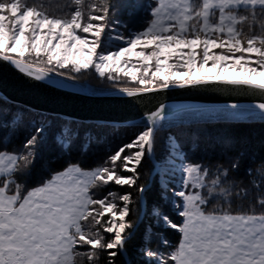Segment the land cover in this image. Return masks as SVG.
Returning a JSON list of instances; mask_svg holds the SVG:
<instances>
[{
	"label": "snow or ice",
	"instance_id": "1",
	"mask_svg": "<svg viewBox=\"0 0 264 264\" xmlns=\"http://www.w3.org/2000/svg\"><path fill=\"white\" fill-rule=\"evenodd\" d=\"M66 7L50 12L42 0H0V62L35 82L75 81L91 68L130 99L208 86L244 87L264 97V0H155L142 29L126 32L115 27L110 0H68ZM5 107L0 103V129L12 127L23 139L18 148H0V264H101L105 254L104 264H116L134 234L126 218L136 201L131 191L98 192L109 184L134 188L143 203L150 189L138 183L140 166L154 153L167 105L144 113L141 129L103 165L71 164L30 190L26 177L48 129L29 120L26 109ZM223 111L264 120V99L244 111L235 103ZM83 131L65 123L57 138L70 144ZM175 147L182 179L171 191L179 202L171 204L182 221L159 208L153 214L180 239L145 247L144 264H264V211H231V198L248 196L232 174L245 167L253 175L244 144L222 136L218 158L208 163L189 161ZM256 163L259 182L250 183L264 193V156ZM214 200L227 207L207 210ZM257 203L264 209V195Z\"/></svg>",
	"mask_w": 264,
	"mask_h": 264
},
{
	"label": "trees",
	"instance_id": "2",
	"mask_svg": "<svg viewBox=\"0 0 264 264\" xmlns=\"http://www.w3.org/2000/svg\"><path fill=\"white\" fill-rule=\"evenodd\" d=\"M41 2V0H36ZM50 12H59L61 8L68 10V0H42ZM113 8L110 12L113 22L125 21L133 29H142L148 19L147 8L154 5L155 0H110ZM259 26L257 25V28ZM27 59H32L28 57ZM38 66H44L40 64ZM77 82L85 85H92V90L100 92L115 91L114 85L106 78H99L92 70L81 72L77 75ZM122 84L127 86L128 79H122ZM0 103L6 104L5 111L10 108L24 110L31 113L29 120L33 123L45 124L47 131L44 139L37 148L36 159L26 177L25 188L30 190L46 182L57 171H62L71 164H79L85 169H93L104 164L107 157L115 148L129 140L136 131H139L143 124L138 125H112L98 122H83L76 119L65 118L60 115H52L34 110L28 106L12 102L0 95ZM181 112L175 113L168 118L167 122L157 134V142L154 149V157H146L140 166L141 178L138 183L145 184L150 191L147 193L143 203L134 188H119L109 184L106 188L100 189L98 196H102L108 190L119 192L131 191L133 200L129 216L126 218L134 225V234L126 245V251L116 257V264H144L145 257L141 255L145 247L152 249L160 248L161 238H167L169 243L175 245L179 242L180 234L167 228L161 220L153 214V210L159 208L162 213H167L176 221H182V217L176 215V209L172 207L174 200L170 187L163 182V175L160 165L170 157L171 147L169 142L175 140L180 150L189 161L201 163L214 162L219 156L218 142L224 135H231L238 138L246 147L249 154V163L253 168V175L250 176L245 167L232 174L237 186H246L248 196L246 199L231 198V211H264L257 200L264 193L253 186L250 181L259 182V174L256 169L259 167L260 157L264 156V120L259 118L232 119L227 117H210L184 119ZM71 124L84 129L83 133L70 144H62L58 140L59 129L64 124ZM105 126L100 128L98 126ZM23 136L20 131L14 128L0 129V148L7 145L8 150L18 148ZM158 163V165L156 164ZM158 166V167H157ZM167 188L168 191H164ZM177 202V201H176ZM217 206H224L223 201H210L207 210L211 211ZM170 250V249H169ZM106 254L101 256V264H104Z\"/></svg>",
	"mask_w": 264,
	"mask_h": 264
},
{
	"label": "water",
	"instance_id": "3",
	"mask_svg": "<svg viewBox=\"0 0 264 264\" xmlns=\"http://www.w3.org/2000/svg\"><path fill=\"white\" fill-rule=\"evenodd\" d=\"M0 95L40 112L112 125L143 124V114L161 103L173 114L224 108L232 103L249 109L264 99L259 92L244 87L221 86L173 88L130 99L116 91H94L77 81L54 78L35 82L7 62H0Z\"/></svg>",
	"mask_w": 264,
	"mask_h": 264
},
{
	"label": "rangeland",
	"instance_id": "4",
	"mask_svg": "<svg viewBox=\"0 0 264 264\" xmlns=\"http://www.w3.org/2000/svg\"><path fill=\"white\" fill-rule=\"evenodd\" d=\"M115 27L121 31V32H126V30H131V31H137L136 27L133 29L130 27L129 24H127L125 21H118L114 23ZM218 51V50H217ZM43 60V57L41 58ZM91 69V68H90ZM122 79H127V78H122ZM88 88H92V85L89 83H86ZM208 109H214L216 111L214 112H208L206 110ZM226 107L224 108H206V109H200V110H185L181 112V116L184 115L182 118L184 119H195V118H210V117H227V118H232V119H247V117L244 118H233L228 116L223 110H225ZM240 110L244 111L247 110V108H240ZM173 114H168V118L173 116ZM259 118V117H255ZM170 144V149H171V154L170 157L167 158L162 165H160V170L163 175V182L167 187H170L171 189H179L181 186V179H182V173H181V163L182 159L181 156L179 155L178 151L176 150L175 145L178 144L175 140L171 139L169 142ZM179 145V144H178ZM154 157V153L152 155ZM158 165V163L156 162ZM158 167V166H157ZM175 198L177 202H179V198Z\"/></svg>",
	"mask_w": 264,
	"mask_h": 264
}]
</instances>
